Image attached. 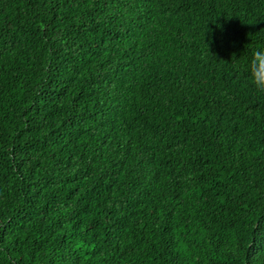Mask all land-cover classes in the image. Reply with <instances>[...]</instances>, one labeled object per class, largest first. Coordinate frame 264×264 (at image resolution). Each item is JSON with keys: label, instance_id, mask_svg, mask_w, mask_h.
<instances>
[{"label": "trees", "instance_id": "obj_1", "mask_svg": "<svg viewBox=\"0 0 264 264\" xmlns=\"http://www.w3.org/2000/svg\"><path fill=\"white\" fill-rule=\"evenodd\" d=\"M264 0H0V264H264Z\"/></svg>", "mask_w": 264, "mask_h": 264}, {"label": "clouds", "instance_id": "obj_2", "mask_svg": "<svg viewBox=\"0 0 264 264\" xmlns=\"http://www.w3.org/2000/svg\"><path fill=\"white\" fill-rule=\"evenodd\" d=\"M244 70L256 91L264 93V47L252 51L251 59Z\"/></svg>", "mask_w": 264, "mask_h": 264}]
</instances>
